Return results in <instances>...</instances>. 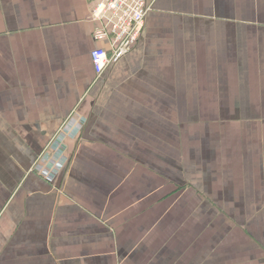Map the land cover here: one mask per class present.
<instances>
[{
  "label": "crops",
  "instance_id": "obj_1",
  "mask_svg": "<svg viewBox=\"0 0 264 264\" xmlns=\"http://www.w3.org/2000/svg\"><path fill=\"white\" fill-rule=\"evenodd\" d=\"M102 76L93 0H0V264H264V0H147Z\"/></svg>",
  "mask_w": 264,
  "mask_h": 264
},
{
  "label": "built area",
  "instance_id": "obj_2",
  "mask_svg": "<svg viewBox=\"0 0 264 264\" xmlns=\"http://www.w3.org/2000/svg\"><path fill=\"white\" fill-rule=\"evenodd\" d=\"M91 20L95 42H108L109 50L91 52L92 66L102 76L113 63L126 56L138 43L151 10L147 0H93Z\"/></svg>",
  "mask_w": 264,
  "mask_h": 264
}]
</instances>
